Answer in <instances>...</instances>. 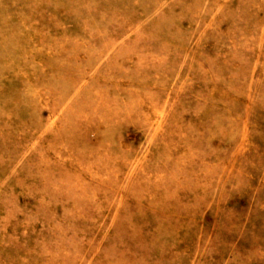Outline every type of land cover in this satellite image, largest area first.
<instances>
[{"label":"rangeland","instance_id":"374dc122","mask_svg":"<svg viewBox=\"0 0 264 264\" xmlns=\"http://www.w3.org/2000/svg\"><path fill=\"white\" fill-rule=\"evenodd\" d=\"M0 264H264V0H0Z\"/></svg>","mask_w":264,"mask_h":264}]
</instances>
